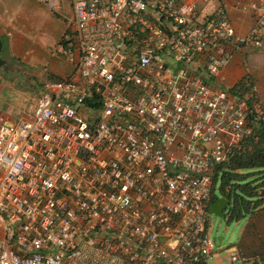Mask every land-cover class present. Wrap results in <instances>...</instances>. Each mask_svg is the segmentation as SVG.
<instances>
[{
    "label": "built area",
    "instance_id": "2783aa9c",
    "mask_svg": "<svg viewBox=\"0 0 264 264\" xmlns=\"http://www.w3.org/2000/svg\"><path fill=\"white\" fill-rule=\"evenodd\" d=\"M70 2V73L32 114L0 116V264H208L214 174L250 150L251 96L264 123L255 82L224 88L236 56L264 50V0Z\"/></svg>",
    "mask_w": 264,
    "mask_h": 264
},
{
    "label": "rangeland",
    "instance_id": "374dc122",
    "mask_svg": "<svg viewBox=\"0 0 264 264\" xmlns=\"http://www.w3.org/2000/svg\"><path fill=\"white\" fill-rule=\"evenodd\" d=\"M61 4V16L52 14L48 10V15H45L42 21L33 24L30 30L27 31L29 37L20 38L21 43L19 44L12 42V45H8V48L5 43L2 46L0 60L6 65L2 64L3 66H0L1 111L7 108V104L22 105L21 107L24 108L26 115L32 114L35 109L34 101L39 85L45 80H60L65 77V67L70 65L61 58L56 50L65 30L70 28L72 13L70 0H62ZM203 9H205V6ZM43 10L46 13L47 10L45 8ZM244 54L240 56V67L243 73L249 72L253 76H260L262 82L264 80V50H246ZM256 87L263 102V91H261L258 81ZM18 98L22 100L20 104L17 102ZM239 174L245 175L244 182L250 183L253 187H257L262 180V173L257 169L241 170ZM220 185L219 176L214 188L216 199L221 197ZM257 188L258 192H261V187ZM235 193L238 196V203L236 204L232 200L231 208L233 207L237 213L236 218L229 217L228 209L224 218L217 217L210 212L211 228L209 236L211 239L218 237L223 239L220 244L217 242L216 246H219L217 253L211 257L208 264H233L230 260L231 249L238 247L241 234H243L249 223L251 215L245 209L241 197L252 204L258 200V196L250 198L241 196L239 191Z\"/></svg>",
    "mask_w": 264,
    "mask_h": 264
},
{
    "label": "crops",
    "instance_id": "0c3cea01",
    "mask_svg": "<svg viewBox=\"0 0 264 264\" xmlns=\"http://www.w3.org/2000/svg\"><path fill=\"white\" fill-rule=\"evenodd\" d=\"M55 1L60 3L62 11V0ZM44 8L47 10L46 13L43 10ZM48 10L49 8L40 0H0V40L2 46L5 43L8 48V45H12V42L19 44L21 39L29 37L27 31L30 30L33 24L42 21V18L48 15ZM251 21L249 15L232 11V22L238 30L245 31ZM240 61L241 57L236 56L224 70L225 88L234 85L244 75L240 67ZM3 65L6 64L3 63ZM70 71V66L65 67L64 74L68 75ZM254 77L256 83L259 82L261 91H263L262 99L264 102V80L261 82L260 76L254 75ZM21 101L18 98V104ZM21 106L7 104V108L2 110L3 112L0 110V116L5 117L8 121L26 116L24 108ZM250 214L249 223L243 234H241L237 249L243 260L254 261V263L259 260L264 263V204L259 209L250 211Z\"/></svg>",
    "mask_w": 264,
    "mask_h": 264
},
{
    "label": "trees",
    "instance_id": "16d2710c",
    "mask_svg": "<svg viewBox=\"0 0 264 264\" xmlns=\"http://www.w3.org/2000/svg\"><path fill=\"white\" fill-rule=\"evenodd\" d=\"M251 77V76H250ZM256 84L255 77L252 75L251 79L242 78L238 81L237 84L232 86L230 89L234 95H237L240 99L249 93L252 85ZM249 83V84H248ZM248 84V86H247ZM254 97L251 96L247 101V107L249 110L248 117L251 120L253 126V135L249 140L250 150L246 152L242 157L231 160L230 162L223 164L218 167V170L215 171L214 183L217 182V173L220 169L225 168V171H221L220 176V195L234 203H238L237 193L240 192V195L246 197L258 196V200L253 204L251 202H246L242 197V203L245 206V209L248 212L259 209L264 204V123L261 120H257L254 114H251L252 104ZM257 169L261 171L262 180L257 185L261 187V192H258L257 187H253L250 183H245V175L239 174L241 170H251ZM227 189V190H226ZM214 193H211L209 208L212 203L216 201ZM237 213L234 211V208H230L229 217L236 218Z\"/></svg>",
    "mask_w": 264,
    "mask_h": 264
},
{
    "label": "water",
    "instance_id": "95a60500",
    "mask_svg": "<svg viewBox=\"0 0 264 264\" xmlns=\"http://www.w3.org/2000/svg\"><path fill=\"white\" fill-rule=\"evenodd\" d=\"M1 49H2V42L0 40V53H1ZM2 64L3 63L0 60V66ZM230 208H231V201L222 197V196L210 205L211 213L217 217H220V218H224V215H225L227 209H228L227 213L229 215ZM222 239H223L222 237L214 238V240L217 241L219 244L222 241Z\"/></svg>",
    "mask_w": 264,
    "mask_h": 264
}]
</instances>
